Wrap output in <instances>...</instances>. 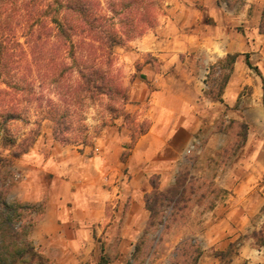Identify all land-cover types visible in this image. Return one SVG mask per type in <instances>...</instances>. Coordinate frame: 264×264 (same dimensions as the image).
Returning a JSON list of instances; mask_svg holds the SVG:
<instances>
[{
	"label": "rangeland",
	"instance_id": "374dc122",
	"mask_svg": "<svg viewBox=\"0 0 264 264\" xmlns=\"http://www.w3.org/2000/svg\"><path fill=\"white\" fill-rule=\"evenodd\" d=\"M53 1H0V171L15 167L17 158L34 145L83 151L110 128L131 137L126 148L132 147L151 124L148 98L133 100L131 96L143 86L154 87L145 70L147 64L158 73L190 75L189 81L183 82L197 92V132L187 156L190 168L186 192L174 214L167 212L168 225L146 232L150 217L146 198L154 188L144 196L149 217L141 239L135 245L125 244L127 250L136 249L144 241L134 262L113 254L120 242H108L101 235L82 240L79 254L76 249L73 252L72 243L62 249L60 241L55 255L35 249L45 259L41 264H175L178 247L185 241L189 264L195 248L201 250L197 264H264V6L246 12L244 0L230 7L218 0H153L157 5L151 6L154 23L146 25L143 34L127 37L114 48L113 63L107 72L112 89L92 96L86 91L67 92L66 86L74 90L79 77L76 72L62 74V64L71 66L73 62L70 46L57 41L49 29H55L50 22L55 6L49 5ZM99 1L101 11L110 14V0ZM145 39L161 46L145 52L141 50ZM157 54L169 55V59H175L174 64L163 68L165 62ZM228 55H236L235 61L225 62ZM246 55L252 67L246 63ZM67 109V129L57 134L51 117ZM9 113L17 116L5 124ZM5 149L9 150L6 156ZM183 167L181 163L175 181ZM242 171L256 177L250 194L254 207L244 223L235 218L226 234L208 238L215 231L214 223H205L203 217L229 194L228 174L237 176ZM17 173L14 171L15 176ZM153 181L159 191L173 185L161 189L159 175L150 177L152 187ZM17 212L21 215L20 206ZM107 215H112L111 209ZM21 225L16 230L29 240L30 228ZM189 242L196 246L191 247ZM233 243L237 255L221 261L216 254L227 251Z\"/></svg>",
	"mask_w": 264,
	"mask_h": 264
},
{
	"label": "crops",
	"instance_id": "0c3cea01",
	"mask_svg": "<svg viewBox=\"0 0 264 264\" xmlns=\"http://www.w3.org/2000/svg\"><path fill=\"white\" fill-rule=\"evenodd\" d=\"M244 1L246 12L256 9L257 5L261 9L264 6V0ZM159 46L147 39L141 41V50L145 52L155 51ZM157 56L165 62L163 68L175 62L169 55ZM145 70L154 87L143 86L131 96L133 100L148 98L151 124L132 147L126 148L132 142L131 137L110 128L83 151L34 145L17 158L15 167L0 171V200L10 206H20V222L30 228L29 240L40 253L55 255L60 241L62 249L72 243L73 252L76 249L79 254L82 240L103 235L108 242H120L113 254L132 262L130 257L135 249L127 250L125 244L135 245L147 223L149 212L144 196L153 189L149 179L159 175L161 189L173 184L179 165L196 142L197 132L194 121L197 92L185 87L183 82L190 75L158 73L151 64ZM0 150L3 149L0 147ZM127 150L129 153L125 155ZM4 151L5 156L9 154V150ZM14 171H19L22 179H14ZM227 179L229 194L203 217L205 223L211 220L214 223L215 231L208 238L212 234L215 239L226 234L235 218L244 223L254 207L250 194L255 187V175L242 171L236 176L231 172ZM109 209L111 216L107 215ZM105 253L109 254V250Z\"/></svg>",
	"mask_w": 264,
	"mask_h": 264
},
{
	"label": "trees",
	"instance_id": "16d2710c",
	"mask_svg": "<svg viewBox=\"0 0 264 264\" xmlns=\"http://www.w3.org/2000/svg\"><path fill=\"white\" fill-rule=\"evenodd\" d=\"M3 2H14L16 0H0ZM240 0H218L219 4L224 2L227 7ZM157 6L153 0H110V14L104 13L100 9L99 0H54L49 7L55 6L54 13L50 18L57 41L68 44L72 60V65L62 64V74L67 72H76L79 82L76 88L69 86L67 92L72 89L86 91L92 96H101L112 89L109 84L108 68L113 63L114 48L120 45L125 38L141 35L145 26L154 23L155 14L151 13V6ZM264 16V14H263ZM1 19V11H0ZM1 27V21H0ZM0 33V41L2 39ZM41 40L40 35L37 36ZM236 55H228L225 62H234ZM246 63L252 67L249 56L246 55ZM257 70V68L255 67ZM263 91H264V76ZM70 115L68 109L55 114L51 118L55 122L57 134L67 129V118ZM15 113H9L4 118V123L16 118ZM56 132V131H55ZM190 160L186 157L183 163V171H179L176 181L169 188L159 191L157 183L153 181L154 191L146 198V207L150 212L147 223V231L158 225H168L170 215L177 209L179 201L186 192V179L189 176ZM0 264H35L44 263V257L35 251L34 244L26 240L17 230L16 226L21 223L20 214L15 206H10L0 200ZM27 225H21L22 228ZM28 227V226H27ZM141 239V238H140ZM141 243L137 245L132 262L140 253ZM188 242H182L174 257L175 264H189L186 259V245ZM191 247L195 244L190 243ZM236 250V252H235ZM195 257L191 264H197L201 256L200 248H195ZM217 257L221 261L226 257L232 258L237 255L236 244H230L227 251L218 252ZM183 259V260H182ZM182 261V262H181Z\"/></svg>",
	"mask_w": 264,
	"mask_h": 264
},
{
	"label": "built area",
	"instance_id": "2783aa9c",
	"mask_svg": "<svg viewBox=\"0 0 264 264\" xmlns=\"http://www.w3.org/2000/svg\"><path fill=\"white\" fill-rule=\"evenodd\" d=\"M22 174H20V173H17V175L15 176V178L17 179V180H20V179H22Z\"/></svg>",
	"mask_w": 264,
	"mask_h": 264
}]
</instances>
